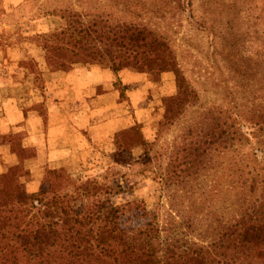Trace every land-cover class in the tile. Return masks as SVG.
Instances as JSON below:
<instances>
[{
	"label": "rangeland",
	"instance_id": "1",
	"mask_svg": "<svg viewBox=\"0 0 264 264\" xmlns=\"http://www.w3.org/2000/svg\"><path fill=\"white\" fill-rule=\"evenodd\" d=\"M63 1L0 0V66L8 71L10 65L18 64L25 70L17 68L13 78L18 84L8 87L5 93L15 94L22 104L39 99L40 94L52 87L49 83L62 75L61 71L46 64L44 52L35 38L63 27L59 16L49 15L52 10H59ZM66 1L77 11L99 9L124 16V20L150 25L167 40L178 66L198 94L194 106L172 124L161 128L165 100L176 92L174 75L169 72L147 74L133 69L143 64L142 59L119 60V70L111 71L116 76L114 88L120 94L119 102L124 105L127 127L114 134L112 146L107 149L96 145L61 170L48 172L38 192L29 194L44 199L60 196L80 215L93 212L94 204L100 201L109 207H121L118 236L124 239L142 223L153 222L154 218L160 222L165 220L168 194L160 190L157 176L164 174L174 139L201 112L230 109L245 117L240 124L241 132L251 142L244 149L245 155L250 158L251 150L257 148L256 139L249 135V123L250 113L259 102L264 108V0H181L180 6L171 0H124V6L116 7L109 0ZM123 7L124 14L119 12ZM76 66L109 69L105 65ZM120 71H130L141 80L123 85L117 75ZM136 83L141 86L139 109L132 99L133 91H137L132 90ZM36 108L41 109V106ZM131 127L136 130L128 132L126 139V131ZM142 142L146 145L137 146ZM257 151L255 158L262 161L263 154ZM30 154L31 151H24V156ZM238 159L237 152L226 156L215 154L208 168L191 182L190 188L172 190L173 194L177 191L176 198L184 195V209L190 210V205L194 204L197 213L194 218L200 225L208 223L211 214H233L229 204L234 201L233 193H225L228 188L225 174L226 170L231 172L240 166L234 164ZM262 173L264 177V170ZM19 175L9 180L14 182L11 186L4 185L5 193L25 192L24 171ZM89 181L95 183V189L89 186L84 191ZM257 189V194L264 192V183ZM127 203L144 204L148 216L142 218V212L137 210L124 212ZM37 261L29 254L19 256V264H36Z\"/></svg>",
	"mask_w": 264,
	"mask_h": 264
},
{
	"label": "trees",
	"instance_id": "2",
	"mask_svg": "<svg viewBox=\"0 0 264 264\" xmlns=\"http://www.w3.org/2000/svg\"><path fill=\"white\" fill-rule=\"evenodd\" d=\"M109 1L115 7L124 6V0ZM171 1L182 4L181 0ZM119 12L124 14V7ZM49 15L59 16L63 27L35 39L46 64L62 75L78 64L105 65L117 72L119 60L142 59V65L132 68L147 74L169 72L175 78L176 92L165 100L161 128L197 103L198 94L178 66L169 43L147 23L124 20V16L99 9L77 11L66 0ZM250 114L249 135L257 144L250 158L244 149L251 142L240 125L245 117L230 109H208L191 120L174 139L164 174L157 176L160 190L168 194L165 220L154 218L153 222L142 223L124 239L118 236L121 207H109L100 201L94 204L93 212L80 215L57 195L44 199L23 191L5 193L4 187L14 184L9 180L19 178L24 161L31 159V154L24 156L29 150H19L21 164L0 175V264H19L21 254L36 257V264H264V192L257 194L264 183L261 102ZM135 130L128 129L126 139L128 132ZM257 150L263 154L262 161L255 158ZM232 152L239 156L234 164H240L234 171L225 169V193H233L234 201L229 203L233 214H211L210 221L200 225L194 218V204L190 210L184 209V195L176 198L177 191L173 194L172 190L190 188L215 154ZM92 183L87 182L84 191L89 186L94 190ZM130 210L141 211L144 219L148 216L144 204H124V212Z\"/></svg>",
	"mask_w": 264,
	"mask_h": 264
},
{
	"label": "crops",
	"instance_id": "3",
	"mask_svg": "<svg viewBox=\"0 0 264 264\" xmlns=\"http://www.w3.org/2000/svg\"><path fill=\"white\" fill-rule=\"evenodd\" d=\"M18 66L12 64L8 71L0 66V175L21 164L19 150L31 151V159L23 163L22 184L32 195L48 172L61 170L96 145L112 146L114 134L123 132L127 124L111 70L76 66L55 77L45 95L25 105L15 94L5 93L18 84L13 75L17 68L24 69ZM117 75L123 85L141 80L130 71ZM133 86L137 90L132 93L133 104L139 109L141 86Z\"/></svg>",
	"mask_w": 264,
	"mask_h": 264
}]
</instances>
